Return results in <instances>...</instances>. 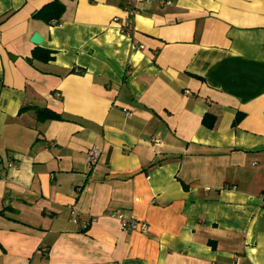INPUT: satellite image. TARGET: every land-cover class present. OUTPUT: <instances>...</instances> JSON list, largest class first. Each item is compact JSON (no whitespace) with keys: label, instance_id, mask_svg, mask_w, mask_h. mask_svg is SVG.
<instances>
[{"label":"crops","instance_id":"obj_1","mask_svg":"<svg viewBox=\"0 0 264 264\" xmlns=\"http://www.w3.org/2000/svg\"><path fill=\"white\" fill-rule=\"evenodd\" d=\"M50 1L0 0V264H264V0Z\"/></svg>","mask_w":264,"mask_h":264},{"label":"trees","instance_id":"obj_2","mask_svg":"<svg viewBox=\"0 0 264 264\" xmlns=\"http://www.w3.org/2000/svg\"><path fill=\"white\" fill-rule=\"evenodd\" d=\"M89 1H92V0H89ZM64 12H65V5L61 0H51L47 4L42 5V7L34 13L33 17L40 20L45 25H59L62 22V17H63ZM33 56L35 58L40 59L41 61L52 60V57L49 53H45L44 55H42L41 53H34ZM37 117L40 120H61L62 119L57 114L51 111L50 112L46 111V110H39ZM240 118H241V115H238L234 120V124H236V122H238ZM202 122L207 128H212L214 119L209 114L208 115L206 114L203 117Z\"/></svg>","mask_w":264,"mask_h":264},{"label":"built area","instance_id":"obj_3","mask_svg":"<svg viewBox=\"0 0 264 264\" xmlns=\"http://www.w3.org/2000/svg\"><path fill=\"white\" fill-rule=\"evenodd\" d=\"M141 3H146V4H159V5H170L171 1L170 0H135L134 4H141ZM129 25H126V27H128ZM123 29H125L123 27ZM159 145L157 140H153L152 141V146L154 147V151L157 148V146ZM99 156V151L97 149H92L89 155V163L91 165L95 164L97 161V158ZM9 167H14L13 163L9 164ZM71 222L75 225L79 223L78 220V215L76 212H74V210L71 211ZM114 217H116L119 221L120 224L122 226V228L124 230H128V231H141L144 232L147 229V225L146 223H143V221L137 220L135 218L130 217L126 218L124 217V215L122 214H115ZM83 225H86V223H83Z\"/></svg>","mask_w":264,"mask_h":264},{"label":"water","instance_id":"obj_4","mask_svg":"<svg viewBox=\"0 0 264 264\" xmlns=\"http://www.w3.org/2000/svg\"><path fill=\"white\" fill-rule=\"evenodd\" d=\"M34 45H40L42 43V37L40 34L34 33L30 39Z\"/></svg>","mask_w":264,"mask_h":264}]
</instances>
